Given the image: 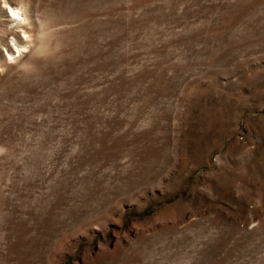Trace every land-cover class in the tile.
Instances as JSON below:
<instances>
[{"label": "rangeland", "instance_id": "374dc122", "mask_svg": "<svg viewBox=\"0 0 264 264\" xmlns=\"http://www.w3.org/2000/svg\"><path fill=\"white\" fill-rule=\"evenodd\" d=\"M0 264H264V0H0Z\"/></svg>", "mask_w": 264, "mask_h": 264}, {"label": "bare ground", "instance_id": "6f19581e", "mask_svg": "<svg viewBox=\"0 0 264 264\" xmlns=\"http://www.w3.org/2000/svg\"><path fill=\"white\" fill-rule=\"evenodd\" d=\"M12 13L14 14V17L13 18L15 20L20 21L19 23H23L25 21V16L23 14V11L20 8H18L17 11H14V9H12ZM17 50L19 52H23V51L26 50V48H18V47H16V52H17Z\"/></svg>", "mask_w": 264, "mask_h": 264}]
</instances>
